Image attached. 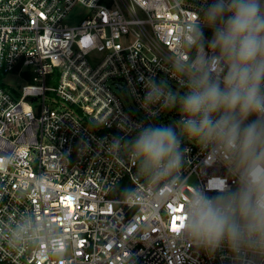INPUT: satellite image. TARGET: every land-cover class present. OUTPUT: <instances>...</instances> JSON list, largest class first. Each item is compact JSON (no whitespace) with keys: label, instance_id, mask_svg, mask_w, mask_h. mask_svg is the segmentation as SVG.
<instances>
[{"label":"built area","instance_id":"obj_1","mask_svg":"<svg viewBox=\"0 0 264 264\" xmlns=\"http://www.w3.org/2000/svg\"><path fill=\"white\" fill-rule=\"evenodd\" d=\"M209 3L0 0V264H264L226 245L206 254L179 231L192 185L235 186L222 157L185 142L176 189L146 183L126 144L110 149L166 112L142 108L147 78L182 93L173 66L198 69L188 26ZM8 74L29 83L8 87ZM37 214L53 227L13 241L17 220Z\"/></svg>","mask_w":264,"mask_h":264},{"label":"clouds","instance_id":"obj_2","mask_svg":"<svg viewBox=\"0 0 264 264\" xmlns=\"http://www.w3.org/2000/svg\"><path fill=\"white\" fill-rule=\"evenodd\" d=\"M188 32L198 69L174 64L182 93L147 78L142 101L149 115L175 111L177 119L143 126L130 142L114 137L110 149L126 144L146 183L176 189L187 181L185 142L206 152V161L222 157L235 186L227 180L215 188L192 185L183 197L179 231L206 254L226 245L233 256H264V0H211ZM51 227L39 214L22 216L12 239L22 242Z\"/></svg>","mask_w":264,"mask_h":264},{"label":"rangeland","instance_id":"obj_3","mask_svg":"<svg viewBox=\"0 0 264 264\" xmlns=\"http://www.w3.org/2000/svg\"><path fill=\"white\" fill-rule=\"evenodd\" d=\"M87 11L86 8H84L83 6H78L76 7L72 13L69 15L67 22L69 24H74L76 22H79L82 18V16H84V13ZM6 80V84L8 85V87H12V88H18L21 87L27 83H29L26 79L22 78V77H17L13 74H8L5 77ZM117 92L119 94H121L122 92L117 90ZM125 105L127 108L132 109L133 111H136V113H140L139 110L135 107V105L133 104L132 101L130 102H125ZM141 114V113H140ZM177 119V114L175 111H170V112H165L161 117L158 118H154L151 120L150 124H171L173 123L175 120Z\"/></svg>","mask_w":264,"mask_h":264},{"label":"snow or ice","instance_id":"obj_4","mask_svg":"<svg viewBox=\"0 0 264 264\" xmlns=\"http://www.w3.org/2000/svg\"><path fill=\"white\" fill-rule=\"evenodd\" d=\"M173 224H176V222L174 221ZM173 230H176V229H173Z\"/></svg>","mask_w":264,"mask_h":264}]
</instances>
